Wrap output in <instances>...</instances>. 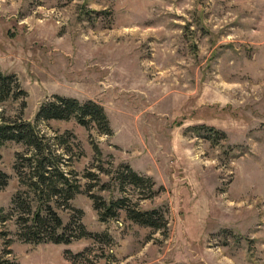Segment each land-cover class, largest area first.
Masks as SVG:
<instances>
[{"label":"rangeland","instance_id":"rangeland-1","mask_svg":"<svg viewBox=\"0 0 264 264\" xmlns=\"http://www.w3.org/2000/svg\"><path fill=\"white\" fill-rule=\"evenodd\" d=\"M0 72L25 92L0 104V123H30L64 161L80 193L51 206L66 236L91 235L19 237L14 165L31 150L7 141L0 264H264V0H0ZM54 96L102 107L112 135L37 121ZM119 165L152 193L122 184ZM92 195L156 210L166 228L124 211L101 222Z\"/></svg>","mask_w":264,"mask_h":264},{"label":"trees","instance_id":"trees-1","mask_svg":"<svg viewBox=\"0 0 264 264\" xmlns=\"http://www.w3.org/2000/svg\"><path fill=\"white\" fill-rule=\"evenodd\" d=\"M23 95L25 92L20 90L14 77L0 72V104L10 98L17 99ZM70 119H74L85 128H88L90 124H95L100 134L112 135L102 107L91 101L80 103L76 99L54 96L52 100L43 103L36 113L37 121H68ZM209 131H213L212 128H209ZM59 140L60 145L65 144L63 137H60ZM7 141L23 143L31 150L29 155L17 154V162L14 165L19 184L24 190L18 191L13 197L12 211L22 209L26 216L23 219H18L21 226L19 237L23 241L33 244L45 242L68 244L73 238L91 237L80 224H78L79 234L77 236H66L65 230L71 225L63 227L61 219L51 206V203L54 202L57 206L68 207L69 201L80 193V185L72 173H66L61 169L64 161L52 154L50 145L45 138L28 122L7 123L2 120L0 123V146ZM94 150L99 156L100 152L96 147ZM116 173L122 184L142 190L147 189L150 194L152 193V180L139 176L128 165H119ZM7 180L8 176L0 171V188L6 185ZM90 198L93 200L94 209L101 222L117 218L118 213L124 211L126 217L139 226L154 230L166 228L156 210L140 211L135 209V206H133L134 208L129 207L126 198L110 201L93 195ZM32 202L36 204L34 211ZM76 212L80 214V211ZM6 219H8V214L0 208V222L3 223Z\"/></svg>","mask_w":264,"mask_h":264}]
</instances>
